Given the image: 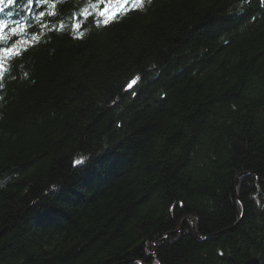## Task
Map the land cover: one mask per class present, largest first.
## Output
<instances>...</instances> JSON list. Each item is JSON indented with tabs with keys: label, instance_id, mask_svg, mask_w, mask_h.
<instances>
[{
	"label": "trees",
	"instance_id": "1",
	"mask_svg": "<svg viewBox=\"0 0 264 264\" xmlns=\"http://www.w3.org/2000/svg\"><path fill=\"white\" fill-rule=\"evenodd\" d=\"M23 5L0 6V264H264V3Z\"/></svg>",
	"mask_w": 264,
	"mask_h": 264
},
{
	"label": "snow or ice",
	"instance_id": "2",
	"mask_svg": "<svg viewBox=\"0 0 264 264\" xmlns=\"http://www.w3.org/2000/svg\"><path fill=\"white\" fill-rule=\"evenodd\" d=\"M262 3H264V0H261ZM17 3V0H0V6H12ZM36 3L44 4L46 3V0H24V5L21 7V11L27 12L29 15H31L30 9L34 7ZM152 3V0H99L100 8L98 9V15L102 19V22L105 26L109 25L110 22L115 23L118 22L119 18L121 16H126L132 11H140L142 10L147 4ZM114 5V7H113ZM4 11V7H0V12ZM54 13L50 14L53 15ZM39 17L41 19L44 18V12L41 11L38 13ZM88 10L85 9L82 13V16H87ZM15 24H17L18 27L11 28V33L13 36L17 34L18 31H23V28H20V22L15 21ZM8 25H6L3 21H0V40H4V36L2 33L8 29ZM73 29H80V24H73ZM0 52L6 53L9 57L16 55H19V52L15 50V48H3L0 49ZM5 63H4V57L0 56V81H3L5 78ZM139 82V77H134L129 83H128V89L132 90L134 86ZM4 85L3 83H0V88H2ZM74 166H79L83 163L81 160H76L73 162ZM222 255V253H221Z\"/></svg>",
	"mask_w": 264,
	"mask_h": 264
}]
</instances>
